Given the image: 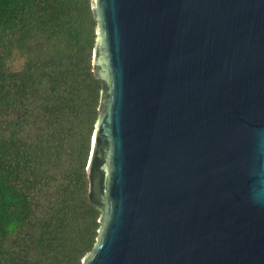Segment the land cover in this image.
<instances>
[{"label": "water", "instance_id": "water-1", "mask_svg": "<svg viewBox=\"0 0 264 264\" xmlns=\"http://www.w3.org/2000/svg\"><path fill=\"white\" fill-rule=\"evenodd\" d=\"M92 5L112 98L88 162L105 225L83 264H264V0Z\"/></svg>", "mask_w": 264, "mask_h": 264}, {"label": "trees", "instance_id": "trees-1", "mask_svg": "<svg viewBox=\"0 0 264 264\" xmlns=\"http://www.w3.org/2000/svg\"><path fill=\"white\" fill-rule=\"evenodd\" d=\"M98 25L92 0H0V264H83L102 235L88 173L112 98Z\"/></svg>", "mask_w": 264, "mask_h": 264}]
</instances>
